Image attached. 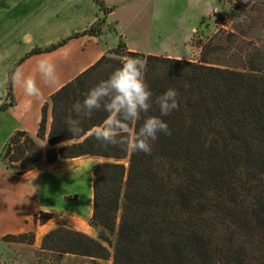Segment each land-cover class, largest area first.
<instances>
[{"label":"trees","instance_id":"1","mask_svg":"<svg viewBox=\"0 0 264 264\" xmlns=\"http://www.w3.org/2000/svg\"><path fill=\"white\" fill-rule=\"evenodd\" d=\"M100 18L90 29L60 43L37 48L10 72L4 112L15 106L11 76L29 57L51 53L72 38L102 37L114 8L94 0ZM222 32H225L223 29ZM209 42L199 61L131 52L123 40L95 65L53 94L42 108L38 134L16 131L0 153V163L19 178L45 159L98 158L93 170L92 238L58 228L42 240V250L113 264H264V46L236 49ZM242 48V47H241ZM233 52L235 63L213 64L215 52ZM144 62L152 107L130 127L138 130L145 116H159L154 103L168 88L178 92V110L161 117L170 134L160 133L150 154L122 146H101L91 135L107 113L77 117L73 105L117 68L126 57ZM80 121L78 135L66 123ZM46 145V149L43 146ZM54 217L40 213L36 225ZM4 241L34 245V233L6 236Z\"/></svg>","mask_w":264,"mask_h":264},{"label":"crops","instance_id":"2","mask_svg":"<svg viewBox=\"0 0 264 264\" xmlns=\"http://www.w3.org/2000/svg\"><path fill=\"white\" fill-rule=\"evenodd\" d=\"M104 1L114 8L108 16L109 27L104 36L72 38L54 52L29 57L17 68L25 77L36 79L41 95L28 97L22 86L13 83L15 106L0 112V153L16 131L36 137L42 108L50 97L95 65L117 46L118 40H123L131 52L181 60L183 57L177 52L189 43V36L197 31L204 16L198 8L196 15H192L194 4H190V0ZM174 1L184 2L182 9L174 8ZM191 17H194L193 23ZM99 18L94 0H0V81L9 77L13 68L31 51L85 32ZM110 30L116 39L109 38ZM127 35L134 36L132 44ZM42 59L55 64L58 77L55 84L47 83L40 75L38 63ZM6 95L7 85L0 88V106ZM101 161L80 158L50 165L44 159L40 167L19 178L0 163V243L6 236L34 233L35 245L40 246L43 238L58 228L73 229L95 238L96 231L90 224L94 211L93 170ZM85 162L91 165L88 205L68 213L61 210L60 205L68 208L71 195L74 201L81 203L78 190L85 189L86 182L82 178ZM73 187L77 191L70 190ZM40 213L53 214L54 218L45 225H36L35 218ZM61 214L68 216L65 222L61 221Z\"/></svg>","mask_w":264,"mask_h":264},{"label":"clouds","instance_id":"3","mask_svg":"<svg viewBox=\"0 0 264 264\" xmlns=\"http://www.w3.org/2000/svg\"><path fill=\"white\" fill-rule=\"evenodd\" d=\"M40 75L49 84L58 80L54 63L42 59L38 63ZM14 84L22 86L28 97H39L41 90L36 79L32 76L25 77L20 69H16L11 76ZM9 78L0 81V88H5ZM152 91L144 77V62L139 58L126 57L122 66L115 69L106 80H102L91 88L82 102L73 105L77 117L91 118L93 113L103 110L107 113L101 125L95 127L91 135L101 146H122L125 151L132 153L144 152L150 154L152 144L157 140L158 134H170L168 124L161 118L178 110V92L168 88L163 94L156 97L154 103L159 108V116H145L138 130L130 127L142 119V114H147L152 107L150 100ZM68 130L72 135L81 131L78 119L71 116L66 121Z\"/></svg>","mask_w":264,"mask_h":264},{"label":"rangeland","instance_id":"4","mask_svg":"<svg viewBox=\"0 0 264 264\" xmlns=\"http://www.w3.org/2000/svg\"><path fill=\"white\" fill-rule=\"evenodd\" d=\"M191 3L194 4V6H192L194 9L192 15H196L198 8L199 13L201 12L204 16L197 28V31L193 35L189 36V43L186 46L182 45L177 52L178 54L176 53L177 55H181V57H183L181 60L199 61L204 53L209 52V42H215V45H227L229 36L227 34L230 32L236 33L238 37L236 49H244V47L251 42L255 43L258 48H263L264 0H190V4ZM176 6V9L180 10L184 6V2L177 3L174 1V8ZM193 21L194 17H191V23H193ZM223 29L225 32H222ZM110 32L109 38L116 39L117 36L114 35V32H112V30H110ZM123 35L126 36V34ZM133 37L127 35L130 44L133 43ZM232 53V51L213 52L212 54H209L207 59L213 64L235 63L236 58H233ZM43 146L46 149L45 143H43ZM83 159L88 160L98 158ZM101 162H103V160ZM89 164L90 163L85 162L83 169L85 175L82 178L86 182L85 189L78 190V192L81 193V203H79L76 198L75 200L77 201H74L72 198L73 195H71V205L68 208L60 205L61 210L71 212L77 211L78 207L82 209L87 207L89 189L88 180H90L88 173L91 168V165ZM70 190L77 191V188L73 187L70 188ZM60 216L61 221L64 220L63 222H65L68 218L65 214H61ZM97 237L98 232L96 231L95 238ZM3 239L2 243H0V264H113L112 260H91L73 255L67 256L59 253H51L49 251L42 250V244L40 246H36L35 244L28 245L4 241ZM74 257L76 259H74Z\"/></svg>","mask_w":264,"mask_h":264}]
</instances>
